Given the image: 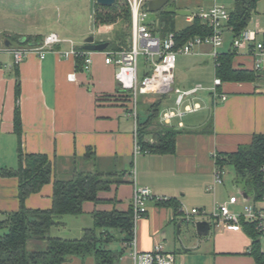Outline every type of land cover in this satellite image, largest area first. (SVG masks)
Listing matches in <instances>:
<instances>
[{
	"label": "crops",
	"instance_id": "obj_1",
	"mask_svg": "<svg viewBox=\"0 0 264 264\" xmlns=\"http://www.w3.org/2000/svg\"><path fill=\"white\" fill-rule=\"evenodd\" d=\"M24 3L22 0H0V22L25 17L28 10ZM232 3L233 0H174L177 8L190 11L189 15H176V27L191 23L200 8L208 9L218 4L229 10ZM252 18L251 30L256 33V41L264 43V16L256 14ZM51 32L62 39L53 50H46L43 57L30 53L19 64L13 63L11 50L17 46H30L22 44L21 38L40 36L43 39ZM106 32H101L100 36ZM116 32L117 29L111 37L96 42L112 40ZM223 32H228L231 38L225 37L216 52L235 49L233 66L255 69L256 42L234 48L231 30L224 27ZM81 35L84 37L89 32L83 30ZM68 40L76 47L84 44L82 38L77 43L67 33L52 29L41 31L39 27L25 29L0 25V220L18 208L17 179L2 175V171L17 168L20 137L24 152L44 153L53 161V172L57 177L69 178L77 172L101 171L116 181L108 191L101 193L107 201L98 204L97 208L127 210L135 186L151 189L154 198L146 202V213L134 223L132 240L124 242L123 234L119 232L117 237L113 232L111 241L119 239L121 248L111 249V241L107 243V248L117 257L114 264H133L134 251H150L158 243L173 253L174 264H256L249 253L252 243V235L248 233L250 228L236 231L210 223L211 237L208 236L210 232L207 236H199L194 222L209 218L208 214L218 204L216 192L221 190V185L230 182L237 185L235 174L227 170L221 183L214 182L216 164L211 153L235 151L240 145L248 144L253 135L264 134V55L259 56L260 68L256 69L258 77L254 81H222L217 89L226 95V99L221 100L220 97L214 98L210 90L217 76L213 48L208 44L196 46L197 50L189 53L193 58L188 65H180L182 75L175 77V86L187 90L201 85L202 89L184 102L198 103L199 108L165 120L163 113L172 109L161 112L162 100L168 98L167 94L163 95L158 119L178 131L175 149L171 153L140 152L134 155V119L127 114L125 103L119 97L122 92L115 79L116 67L104 62L103 51H91L90 70L84 71L76 57L66 58L55 52V49H69ZM175 69L176 64L174 76ZM148 72L142 70L141 77ZM160 96L141 94V100H138L140 113L145 114L148 105L159 100ZM175 98L176 94L172 100L174 105ZM177 109L183 111V106L174 111ZM16 110L21 122L20 136L14 128ZM148 139L153 140L151 136ZM88 149L92 158L85 157ZM158 197L173 202H159ZM25 203L31 208H49L52 182L28 196ZM193 207L200 209L201 213L194 215L193 221L186 220V212ZM85 209V213L75 217L88 215L93 225L91 211L94 205L87 203ZM189 223L192 226L189 227ZM184 224L190 228L191 236L183 235L182 239ZM54 227L63 231L68 227V221L61 220V224ZM85 228L91 227H82L80 237ZM3 231L0 230V234ZM260 236L258 239L264 252V238ZM66 264H95V260L91 255L85 259L72 256Z\"/></svg>",
	"mask_w": 264,
	"mask_h": 264
},
{
	"label": "trees",
	"instance_id": "obj_2",
	"mask_svg": "<svg viewBox=\"0 0 264 264\" xmlns=\"http://www.w3.org/2000/svg\"><path fill=\"white\" fill-rule=\"evenodd\" d=\"M259 0H233L229 8V17L225 27L229 28L234 38L246 29L257 12ZM173 3V1H171ZM264 14V10H263ZM159 19L158 28L153 30L161 35L174 32L178 44L194 36H205L211 33V28L199 17L181 28L176 27V14L161 9L155 12ZM94 26L115 25L117 32L108 42L107 49H127L130 42L131 14L126 0H116L112 5L98 3L93 7ZM40 36H27L22 44L40 43ZM233 42V41H232ZM110 46V47H109ZM82 49V47H77ZM235 49L217 53L215 60L216 75L221 81H254L258 77L256 69L235 68L233 58ZM78 64L83 66V57H76ZM119 97L128 109L130 94L121 91ZM149 104L145 114L137 112L138 144L141 152L167 153L175 149V137L178 133L173 127L159 122L161 98ZM14 128L21 135L19 112L14 116ZM152 137L149 141L148 137ZM85 157L92 158L88 149ZM18 166L16 169L3 170L2 175L17 179L18 208L0 220V264H66L69 257L76 256L85 259L93 256L95 264H114L117 257L107 248V243L114 238L113 230L123 234L122 241L130 242L133 237V210L129 205L127 210L115 208L100 209L97 205L104 203L101 193L110 189L113 180L101 171L77 172L69 178L54 175V163L44 153L24 152L19 137L17 152ZM219 165H230L234 170V181L247 192L257 195L260 188V166L264 164V134L253 135L248 144L240 145L235 151L218 154ZM52 182V203L49 208H31L25 203L31 194L38 193L42 187ZM173 202V200H158ZM92 203L94 209L93 226L85 228L80 238H61L50 235L52 227L61 224L64 215L78 216L86 212L85 206ZM246 227V226H245ZM252 235L249 253L256 264H264V252L261 250L258 234L248 230ZM44 244L43 249H37L38 244ZM33 245L35 248H31Z\"/></svg>",
	"mask_w": 264,
	"mask_h": 264
},
{
	"label": "built area",
	"instance_id": "obj_3",
	"mask_svg": "<svg viewBox=\"0 0 264 264\" xmlns=\"http://www.w3.org/2000/svg\"><path fill=\"white\" fill-rule=\"evenodd\" d=\"M126 1L131 14L129 46L127 49L122 50L105 49L103 54L104 62L116 67L115 79L119 89L131 95L127 114L134 119V155H136L141 152L137 132L138 95H166L173 91L176 94L175 104L177 107L182 105L183 111L177 109V111L168 110L164 112L163 117L168 121L176 115L181 116L184 111L197 110L199 108L198 103L184 104V102L187 97L195 95L197 91L202 89V86L195 85L187 90H181L175 86V56L176 54H189L194 47L208 44L213 48L215 66L217 57L215 49L222 43L221 35L228 20L229 11L224 5L218 4H214L208 9L200 8L196 15L211 28V33L205 36H194L182 44H178L174 32H167L164 35L157 31L155 34L153 33V30L159 26V19L155 15H151L147 5L148 0ZM61 41L62 39L57 33L51 32L45 35L39 44L17 46L11 50L13 63L19 64L30 53H37L40 57H43L46 50H53L54 45ZM68 42L70 43L69 49L62 51L55 49V52H59L66 58L70 56L83 57L82 69L89 71L91 51L77 48L71 40H68ZM249 42H256L254 67L259 69L261 62L259 56L264 55V43L256 41L255 31L244 29L238 37L234 38L232 46L239 48ZM140 54L144 55L152 64L149 72L141 79H139L137 72V59ZM69 77L73 78V75H69ZM221 83L220 77L215 76L210 90L214 98L220 97L221 100H225L226 95L219 93L217 89ZM211 155L214 157L216 164L214 182L221 183L225 169L216 162L218 154L213 151ZM260 173L261 181L257 195L253 191L247 192L243 187H239L236 193L230 194L226 201L215 207L213 212L208 214L209 218L206 220L216 227L237 231L246 226L256 234L264 235V164L260 166ZM152 198L154 197L149 187H134L131 198L134 223L146 213V202ZM157 199L164 200L165 198L158 197ZM200 213V209L193 207L186 212V220L193 221V216ZM132 258L133 264H174L173 253L166 251L162 243L156 244L150 251L142 253L134 251Z\"/></svg>",
	"mask_w": 264,
	"mask_h": 264
},
{
	"label": "rangeland",
	"instance_id": "obj_4",
	"mask_svg": "<svg viewBox=\"0 0 264 264\" xmlns=\"http://www.w3.org/2000/svg\"><path fill=\"white\" fill-rule=\"evenodd\" d=\"M24 3L25 6H27V12L26 16L22 17L20 19H10L9 21H1L0 25L5 26H16V27H24L25 29H30L34 27H39L41 31H45L48 29H52L58 33H67L71 39L76 41L77 43L79 41H82L85 37L88 35L82 37L81 33L83 30H86L89 32V34H93L95 41H98L100 38L104 39L106 37H111L112 32L115 30V25H108V26H94L93 30H91V23H90V2L89 0H22V4ZM263 7H264V0H259L257 4V12L253 14V16H256V14H259L263 18ZM193 10V9H192ZM151 15H155L154 12H151ZM181 18L178 17V20ZM252 20L251 19L248 29L251 30L252 28ZM177 25L179 26L180 23L178 22ZM254 30L256 28H253ZM107 31L103 36H100L101 32ZM228 32H222V40L230 36L228 35ZM231 38V36L229 37ZM228 38V39H229ZM110 47V46H109ZM107 49V48H106ZM193 50H197V47L193 48ZM191 54H176L175 56V77L178 78L182 75V72L180 71V65H188V63L192 60ZM214 64V63H213ZM152 67V64L149 60L145 58L144 55L140 54L138 55L137 59V72L139 79H141L142 70H150ZM177 70V71H176ZM212 78V76L210 75ZM213 79V78H212ZM203 92V91H201ZM207 93V91H205ZM209 92V91H208ZM168 95V96H167ZM167 97L162 100L161 105V112L166 111L168 109L175 110L176 105L172 103L174 100L175 94L173 91L167 93ZM171 99V100H170ZM138 100H141V95H138ZM169 106V107H168ZM139 112L141 111V106H138ZM229 171L231 174H234V170L232 166L226 165L225 166V172ZM233 183H229L227 185H221V190H218L216 192V195L218 197V204L215 206L217 207L220 202H224L225 199L228 198V195L230 192L236 193L237 189L241 186L239 184L232 186ZM221 202V203H222ZM214 207V208H215ZM213 212V211H212ZM63 218V219H62ZM196 219V218H194ZM61 220L68 221V227L62 231L58 230L57 228H52L50 235L52 236H58V237H65V238H78L81 235V229L82 227H92V220L88 215H85L83 217H75L73 215H64L61 217ZM192 226V224L189 223V227ZM187 228V225H183L181 228V238L183 239V235H190V228ZM176 230H178V227H176ZM114 234L119 237L120 233L115 230L113 231ZM62 235V236H61ZM212 232L208 235L211 237ZM189 237V236H188ZM261 238H264V235L260 236ZM260 238V239H261ZM31 248H35V246L31 245ZM44 244H38L37 249H43ZM111 249H119L121 248V242L119 239H115L111 241L110 244Z\"/></svg>",
	"mask_w": 264,
	"mask_h": 264
},
{
	"label": "water",
	"instance_id": "obj_5",
	"mask_svg": "<svg viewBox=\"0 0 264 264\" xmlns=\"http://www.w3.org/2000/svg\"><path fill=\"white\" fill-rule=\"evenodd\" d=\"M116 0H89L90 2V16H91V30H93V7L95 3L100 5L109 6L112 5ZM174 0H148V9L151 12H157L164 9L166 12L174 13L176 15H189L190 11L182 8H177L175 4L171 3ZM25 38H21V42H24ZM84 44L82 49L88 51H103L108 47V42H96L94 35L89 34L84 38ZM37 43H29L30 46H34ZM246 195V193H244ZM179 224H177L178 227ZM195 230L199 236H207L210 232L211 224L206 219L196 220L194 222Z\"/></svg>",
	"mask_w": 264,
	"mask_h": 264
}]
</instances>
